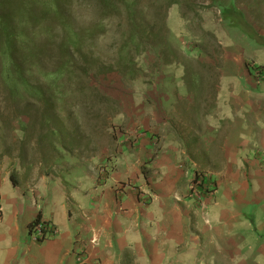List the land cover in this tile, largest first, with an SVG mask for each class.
<instances>
[{
	"label": "crops",
	"instance_id": "0c3cea01",
	"mask_svg": "<svg viewBox=\"0 0 264 264\" xmlns=\"http://www.w3.org/2000/svg\"><path fill=\"white\" fill-rule=\"evenodd\" d=\"M245 19L257 45L227 32L215 96L173 105L179 130L159 135L155 160L146 137L99 181H19L0 162V264H78L79 248L83 264H264V20ZM194 171L215 182L205 209L187 196ZM37 217L57 233L33 239Z\"/></svg>",
	"mask_w": 264,
	"mask_h": 264
},
{
	"label": "rangeland",
	"instance_id": "374dc122",
	"mask_svg": "<svg viewBox=\"0 0 264 264\" xmlns=\"http://www.w3.org/2000/svg\"><path fill=\"white\" fill-rule=\"evenodd\" d=\"M96 1L90 6L88 0H67L77 32L85 22L96 21ZM232 5L240 14L236 20L222 14ZM136 16L140 25L162 26L159 39L169 45H159L152 36L146 50L131 52L134 68L130 62L128 68L118 66L116 57L127 22L121 8L104 19V31L85 37L81 48L65 49L60 25L50 21L44 27L50 35L39 44L49 47L38 59H26L34 66L29 81L43 90L42 98L29 94L26 84L12 97L0 83V162L16 179L39 181L50 174L77 180L94 173L99 181L124 160L123 152L141 158L136 145L141 147L146 137L153 140L154 147L145 148L154 150L149 159L155 160L159 135L179 130L173 105L215 96L227 32L237 28L257 45L258 35H252L245 16L264 20V0H138ZM63 60L69 62L67 71L59 78L49 75ZM145 164L144 159L139 170L148 173ZM125 183L133 185L130 179Z\"/></svg>",
	"mask_w": 264,
	"mask_h": 264
},
{
	"label": "trees",
	"instance_id": "16d2710c",
	"mask_svg": "<svg viewBox=\"0 0 264 264\" xmlns=\"http://www.w3.org/2000/svg\"><path fill=\"white\" fill-rule=\"evenodd\" d=\"M91 2L92 0H88L87 4L93 6ZM66 3L67 0H0V83L8 88L7 90L10 91L12 97L16 98L19 95L18 87L20 84H26L25 89L29 94L42 98L43 90L32 86L33 84L29 81V75H33L34 66L26 64V59L27 57L32 60L38 59L45 47H49L48 44L40 45L39 41L48 34L44 27L50 21H52L51 24L60 25L61 32L64 34L65 49L70 46L81 48L85 42V37H89L94 32L97 33L98 30L104 31L105 26L102 22L107 16L115 11L119 12L123 8V13L127 18L126 31L121 35L123 44L117 49L116 57L119 60L118 66L125 65L127 68L128 62L132 68L136 67V58L132 55V51L140 54L143 48L146 50L147 42L152 36L158 43V39L162 33L164 34V28L159 27L158 24L144 26L137 22L138 0H97V5H94L98 11L96 21L85 22V28L79 32L71 23V18L67 14ZM222 14L224 17L230 14L234 20L240 15L233 5L224 8ZM142 18L140 19L142 20ZM232 24L234 26L239 25L233 20ZM155 30L157 31L155 32ZM159 45L166 47L169 44L160 40ZM5 61L8 63L7 67ZM68 63V60H63L58 68L54 72H50L49 75L59 78L61 74L67 71ZM39 66L38 63L36 67ZM47 75L46 72L41 73L43 78H46ZM4 154L5 152L2 155ZM39 219L37 217L32 222Z\"/></svg>",
	"mask_w": 264,
	"mask_h": 264
},
{
	"label": "built area",
	"instance_id": "2783aa9c",
	"mask_svg": "<svg viewBox=\"0 0 264 264\" xmlns=\"http://www.w3.org/2000/svg\"><path fill=\"white\" fill-rule=\"evenodd\" d=\"M130 184H122L117 189L129 187ZM137 187V186H134ZM215 190V182L212 176L206 171H194L188 181L187 196L198 202L203 209L206 208L204 199L210 198ZM137 193L143 204L147 203V194L142 189L137 188ZM1 213V205H0ZM33 239L40 240L48 235L57 233V229L50 222L39 219L32 222L29 226ZM78 264H83V249L79 248L77 252Z\"/></svg>",
	"mask_w": 264,
	"mask_h": 264
}]
</instances>
